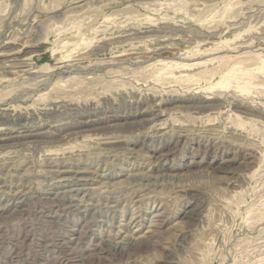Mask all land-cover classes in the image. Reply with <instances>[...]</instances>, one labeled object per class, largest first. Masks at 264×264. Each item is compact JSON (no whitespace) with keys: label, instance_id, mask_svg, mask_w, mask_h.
<instances>
[{"label":"rangeland","instance_id":"obj_1","mask_svg":"<svg viewBox=\"0 0 264 264\" xmlns=\"http://www.w3.org/2000/svg\"><path fill=\"white\" fill-rule=\"evenodd\" d=\"M0 264H264V0H0Z\"/></svg>","mask_w":264,"mask_h":264},{"label":"bare ground","instance_id":"obj_2","mask_svg":"<svg viewBox=\"0 0 264 264\" xmlns=\"http://www.w3.org/2000/svg\"><path fill=\"white\" fill-rule=\"evenodd\" d=\"M24 63V62H23ZM56 187V186H55ZM48 194V193H47ZM63 194V193H62ZM61 208H63V207H61Z\"/></svg>","mask_w":264,"mask_h":264}]
</instances>
